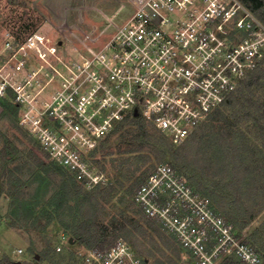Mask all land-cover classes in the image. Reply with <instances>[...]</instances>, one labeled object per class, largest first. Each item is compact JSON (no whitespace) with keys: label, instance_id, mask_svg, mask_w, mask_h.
<instances>
[{"label":"built area","instance_id":"2783aa9c","mask_svg":"<svg viewBox=\"0 0 264 264\" xmlns=\"http://www.w3.org/2000/svg\"><path fill=\"white\" fill-rule=\"evenodd\" d=\"M128 1L132 12L92 55L65 54L41 30L0 42V98L11 99L41 150L88 188L108 183L94 154L129 115L180 145L264 66V22L243 0ZM133 201L193 264H263L170 162L153 168ZM70 243L62 234L56 250ZM77 255L82 264H147L123 237Z\"/></svg>","mask_w":264,"mask_h":264},{"label":"rangeland","instance_id":"374dc122","mask_svg":"<svg viewBox=\"0 0 264 264\" xmlns=\"http://www.w3.org/2000/svg\"><path fill=\"white\" fill-rule=\"evenodd\" d=\"M27 1L29 5L0 0V42L9 36L24 39L32 31L41 30L56 41H62L63 53L74 56L94 54L133 10L128 0ZM246 5L264 22L261 17L264 8L258 11ZM223 109L225 113L221 116L214 115L215 111L208 115L180 145L171 144L169 136L159 130L158 136L167 137L169 143L164 156L153 146L137 151L123 143L118 133L104 140L105 147H99L93 161L105 173L108 182L119 179L124 184L117 185L116 193L104 203L98 215L97 222L110 227L105 234L100 230L101 241L109 240L102 248L123 237L138 253L147 255L150 264H191L174 237L159 227L158 231L148 228L144 235L136 234L132 224L118 229L112 227L114 217H138L135 213L137 205L128 189L145 170H153L161 162H170L186 174L227 218L233 213L231 219L238 228L242 218L248 219L241 235L254 242L253 235L257 234L259 246H264V79L247 89L245 98L239 103ZM9 140L19 152L10 150V161L6 166L18 169L19 175L28 182L21 199L37 204V208L32 220L27 221L12 212L11 198L4 189L0 191V260L9 256L28 264H82L77 251L89 247L79 244L85 242L79 237L77 244L61 252L56 250L62 234L70 237L74 233L75 218L68 207L75 203V198L69 197L64 201V207L55 211L57 202L53 199L58 195L61 175L52 180L47 177L42 183L39 181L41 168L28 161L27 154L32 149L41 150V147L21 122L19 112L14 116L6 110L0 117V150ZM126 158L132 160L129 168L116 166L118 161ZM2 163L0 157V167ZM2 171L0 169V173ZM2 181L0 177V187ZM76 181L85 191L93 189L78 179ZM123 210L126 211L124 216ZM51 211L54 217L48 222ZM139 219L146 225L141 217ZM91 221V218L87 219V223ZM130 230L136 234V244L129 238ZM86 239L90 241L89 237ZM20 248L23 249L21 254L17 252Z\"/></svg>","mask_w":264,"mask_h":264},{"label":"trees","instance_id":"16d2710c","mask_svg":"<svg viewBox=\"0 0 264 264\" xmlns=\"http://www.w3.org/2000/svg\"><path fill=\"white\" fill-rule=\"evenodd\" d=\"M12 1L22 3L24 5H29V2L27 0ZM244 1L247 4L251 5L254 10L259 11L264 8V0ZM261 17L264 19V14H261ZM263 79L264 66H261L260 68L251 72L247 76L237 94L234 95V97L229 100L223 107H226L227 105H235L237 102L239 103L245 98V91L247 89L250 90L255 84H259L260 81H262ZM0 103L3 106L1 116L4 115L6 110L9 111L11 115L16 116L18 114V108L13 104L11 99L7 97L0 98ZM223 107L217 109L214 112V115H223L225 113V109H223ZM115 133L119 134L123 143L133 146L137 151H141L145 146H153L161 152L162 156H164V154L169 150V143L167 137L158 136L159 130L157 129V127L153 123L143 119L140 116L129 115L124 121L118 124L116 129L111 134L113 135ZM230 136L231 135H229L228 137ZM170 142L171 144H174L172 141ZM105 143L106 141H103V143L99 147H105ZM10 150L15 153L19 152V148L11 140H9L7 144L3 147V149L0 150V157L3 160V163L0 167V169L3 170L2 173H0V177L3 178L0 191L4 189L7 195L11 198V205L13 206L12 212L15 215L21 216L27 221H31L35 214L37 204L31 201H24L21 199L23 189L28 186V182L21 175H19V173L17 172L18 169L8 168L6 166V163L10 161ZM27 158L28 161H30L34 166L41 168L40 172L38 173L39 181H41V183L44 182L47 177L48 179L52 180L55 178L54 176L61 175L59 192L57 193L58 195L55 197V199H53V202H57L55 211H60L64 207V201H66L69 197L75 198V203L73 205H69L68 207L69 213L72 214L75 218L73 221L74 233L70 236V238L73 239V242L70 243V247L78 243V237L80 238L81 242L85 241L84 243H79L81 245H86L89 248L104 247L105 244L109 242V240L101 241L103 235L100 233V230L105 234L110 227L109 225L97 222V218L100 213V210H102V208L104 207V203L109 201V199H111L116 193L117 185H123L124 183L121 182L119 179L115 182H112L110 180V182L104 185H99L91 190L85 191L83 186L76 181L74 175H72L67 169H65L57 162L51 160L47 156V154L42 150H30V152L27 154ZM46 162H48V164H46ZM131 162V159L126 158L122 161H118V165L116 166H118L119 168H123L124 166L128 167ZM151 171L152 168L145 170L144 173L139 178H137V180H135L132 185H130L128 193L129 195H131V197H133L136 189L146 180ZM132 172L134 174L135 171L132 170ZM52 212L53 211L48 213V222H50L54 217V213ZM121 212L123 216L126 213L125 210ZM135 213L136 215H138V217L130 216L124 217L122 219L114 217L112 221V227L114 229H118L121 226L126 227V225L128 224H132L134 232L138 235H144L147 232L148 228L155 229L158 231V225L151 219L147 218L138 206ZM229 214L230 218L228 217V219L234 223V221L231 219V217L233 218V213ZM139 217H141L146 222V225L141 222ZM253 217L254 215H251V218ZM88 218L92 219L90 223H87ZM248 223V219L242 218V222L240 223L241 227L238 228L236 223L235 227L241 234V232L244 228H246ZM134 232L130 230L131 236L129 238L132 242H135L136 239V234H134ZM87 237L90 238V241H86ZM257 237V234L253 235L254 242H251L249 240L247 241L251 242L253 246L257 248L259 253H264L263 251H261L262 248L259 246L260 240H258ZM134 244H136V242ZM142 256L145 258L147 264H150V258L147 255ZM189 260L191 261V259ZM0 264L28 263L14 260L9 256H4L0 260Z\"/></svg>","mask_w":264,"mask_h":264},{"label":"crops","instance_id":"0c3cea01","mask_svg":"<svg viewBox=\"0 0 264 264\" xmlns=\"http://www.w3.org/2000/svg\"><path fill=\"white\" fill-rule=\"evenodd\" d=\"M131 13V12H130ZM123 21H125V20H123ZM122 25V24H121ZM61 43H62V41H60ZM2 111H3V106L1 105V103H0V117H1V114H2ZM263 249H261V251H263L264 252V246L262 247ZM261 255H262V257L264 258V253H260ZM187 255V254H186ZM188 256V255H187ZM190 263L191 264H193L192 263V261H190ZM263 264H264V262H263Z\"/></svg>","mask_w":264,"mask_h":264},{"label":"water","instance_id":"95a60500","mask_svg":"<svg viewBox=\"0 0 264 264\" xmlns=\"http://www.w3.org/2000/svg\"><path fill=\"white\" fill-rule=\"evenodd\" d=\"M60 44H61V42H60ZM136 116H139L138 114H136ZM71 242H73V239L71 238Z\"/></svg>","mask_w":264,"mask_h":264}]
</instances>
